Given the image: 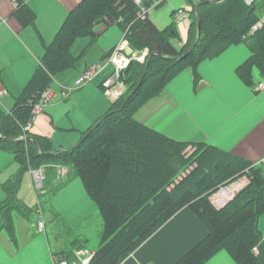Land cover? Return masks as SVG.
I'll return each instance as SVG.
<instances>
[{
	"label": "trees",
	"instance_id": "1",
	"mask_svg": "<svg viewBox=\"0 0 264 264\" xmlns=\"http://www.w3.org/2000/svg\"><path fill=\"white\" fill-rule=\"evenodd\" d=\"M204 1L208 0H187L192 22L188 41L182 48L173 42L177 34L174 27L160 28L149 16L146 9L153 0L142 5L134 0H81L51 42L44 40L33 12L28 9L26 15L31 18L26 16L25 21L37 30L44 55L11 110L0 109V150L13 153L20 164L18 176L3 184L7 198L0 203V228L12 220L15 209H30L17 196L22 173L37 167L38 161L55 159L70 164L69 169L60 177L58 168L48 167L50 181L54 180L52 174L60 177L59 181L39 190L37 195L41 200L75 177L81 178L103 220L101 239L89 264H121L185 206L197 215L208 234L174 264H203L222 247L230 251L238 264H263L253 248L262 237L258 221L264 212V163L207 141L173 139L135 117L136 111L163 93L182 69L191 66L198 84L202 80L198 64L237 43H245L250 49L249 57L236 69L239 77L253 87L264 80V24L253 29L261 18L258 9L263 0H255L252 5L245 0L201 4ZM199 21L201 38L195 49L183 57L198 38ZM115 24L122 28L134 51L141 54L149 50L144 62L133 57L120 75L130 91L113 100L106 113L82 131L81 140L73 146L54 148L50 137L24 133L23 126L41 92L51 85L58 72L75 65L77 58L72 47L76 39L88 37L92 44L100 30ZM112 53L110 50L106 56ZM144 73L142 84L128 98ZM190 162L195 165L183 174ZM242 177L248 178L247 184L233 200L217 209L211 200L214 193L220 186ZM39 203L41 206L42 202ZM219 213L224 222L217 226L213 215ZM51 220H62V233L73 237L60 253L71 259L76 251L90 248V238L77 234L62 213L54 211Z\"/></svg>",
	"mask_w": 264,
	"mask_h": 264
},
{
	"label": "crops",
	"instance_id": "2",
	"mask_svg": "<svg viewBox=\"0 0 264 264\" xmlns=\"http://www.w3.org/2000/svg\"><path fill=\"white\" fill-rule=\"evenodd\" d=\"M17 1L18 4L0 0V15L5 19L0 23V67L4 66L7 77L12 75L15 80L21 81L24 85L23 89L14 95L15 98L9 108L0 107L5 111L11 110L17 96L27 86L44 55L43 43L37 30L31 23L25 21L26 16L31 18L30 14L26 15L29 13L28 9L33 12L36 27L44 40L51 42L69 12L81 0ZM22 5L25 7L18 10ZM179 10L184 11L180 21H178ZM146 11L160 28H175L177 34L173 42L178 48L186 45L192 22V11L187 0H153ZM258 13L261 18H264V13L261 14L260 9ZM110 27L100 30L92 45H95L99 36ZM124 41H126L125 38L119 45ZM116 48L110 50L114 51ZM228 49L198 64L197 70L202 78L198 84L195 83L191 66L182 69L168 83L163 93L151 98L136 111L135 117L173 139L183 142L207 141L249 160L261 162L264 161V89L257 92L255 86L245 83L239 77L236 69L245 60L227 55ZM143 52L141 54L136 52L133 57L138 59ZM110 76L103 84L115 76V72ZM258 76L255 77L257 81ZM0 80L9 92L2 73H0ZM102 87L107 93L109 107L113 100L125 95L129 90V84L120 80V77L110 87L105 84ZM64 89L67 93L71 87L69 89L63 87L62 92H65ZM56 91L57 96L50 102L51 104L61 97L60 91ZM44 116L45 111L39 115L30 132L51 138L49 133L41 132ZM59 170L58 168L60 174ZM235 182L237 189L240 190L247 184L248 178L242 177ZM2 188L6 192L3 184ZM62 215L66 220L63 213ZM258 225L262 237L254 246L253 252L264 264V212L259 217ZM40 231L43 232L45 229ZM207 234V228L191 208L182 207L121 264H174L202 242ZM5 243L9 247L5 249L6 253H0V264H23V259L18 256L13 241H5ZM67 243L60 250L52 252L49 264H56L57 258L64 254L60 252L69 246L70 241ZM90 249L95 251L91 247ZM203 264L238 263L229 255H214Z\"/></svg>",
	"mask_w": 264,
	"mask_h": 264
},
{
	"label": "rangeland",
	"instance_id": "3",
	"mask_svg": "<svg viewBox=\"0 0 264 264\" xmlns=\"http://www.w3.org/2000/svg\"><path fill=\"white\" fill-rule=\"evenodd\" d=\"M259 9L261 14L264 13V0L261 1ZM123 38L122 28L119 25H114L99 36L95 45L91 44L88 37H79L74 42L72 52L77 58L75 59V65L58 72L51 83L53 88L60 91L61 97L55 103H50L44 108L45 116L43 117L41 132L45 131L49 133V136L51 135L55 148L70 147L77 144L82 138V131L87 130L91 126L90 124L95 123L106 113L109 100L102 83L116 71V65L110 60L111 55L106 56V52L119 46ZM135 53L136 51L131 54V59ZM227 55L246 60L250 55V50L245 43H237L227 50ZM96 64L101 65L103 69L95 75L94 79L82 86L75 85L76 79L86 67ZM0 73H2L9 90L8 94L0 99V107L7 109L11 106L13 98H15L14 95L18 94L24 85L21 81L15 80L12 75L7 77L4 66L0 67ZM258 74L259 71L256 70L255 75ZM63 87H71V90H67V93L62 92ZM95 114L97 115L93 117ZM190 151L188 152L189 155ZM38 162L37 167L34 169L40 168L45 172L42 189L54 185L62 177L63 173L59 174L57 168L62 169L65 167V169H69L68 166L70 165H65L55 159H45ZM192 165H195V163L190 162L188 167H185V170L183 169V174L186 170H190ZM48 167L57 169V175L59 174L60 177L53 174L51 177L58 180L50 181ZM32 170L27 169L22 173L17 194L30 209L25 210L21 207L20 209L24 215L22 211H19L20 209H15L12 213V220L0 230V253H6L5 249L9 247L5 241H13L18 256L23 259V264H49L50 259H52V252L60 250L63 245L68 244L67 242L73 238L62 233L64 230L62 220H58V222L51 220L54 211H61L66 218L65 221L74 228L77 234L88 236L91 241L89 247L96 250L95 248L101 239L103 220L96 202L85 189L81 178L75 177L61 190L54 194L49 193L40 200L37 195L39 189L35 186ZM19 171L20 166L14 155L0 150V203L7 198L2 184L10 179H15ZM231 184L235 185L236 182ZM211 200L217 209L222 208L227 202L219 201L214 196ZM39 201L42 202L41 206ZM221 215L220 213L213 215L215 216L213 221L217 226L224 222ZM40 217V220L44 221L47 227L43 232L39 230L38 226ZM0 225H2L1 221ZM58 233L59 236H57ZM214 255H229L232 258L226 247L217 250L209 259Z\"/></svg>",
	"mask_w": 264,
	"mask_h": 264
},
{
	"label": "built area",
	"instance_id": "4",
	"mask_svg": "<svg viewBox=\"0 0 264 264\" xmlns=\"http://www.w3.org/2000/svg\"><path fill=\"white\" fill-rule=\"evenodd\" d=\"M11 1L15 4H18L17 0H7ZM136 4L142 5L146 0H134ZM247 4L252 5L255 0H245ZM184 15L183 10H179L178 12V21L181 20V17ZM5 21V19L0 15V23ZM264 24V18H260L257 24L253 26L254 30L259 29ZM129 42L126 40L121 45H119L111 54L110 60L116 64V71L115 76H113L111 79H108L104 84L107 87H110L111 84H113L117 79H119L121 73L123 70L129 65L131 61V54L129 53ZM149 53L148 49H145L143 54L140 58H138L140 61H144L146 58V55ZM103 67L99 64L92 65L86 67V69L81 73V75L76 79L75 85L82 86L88 81H92L95 77V75L101 71ZM69 89V88H68ZM256 89H264V80L258 81L256 84ZM71 90V89H70ZM66 92V90L64 89ZM8 91L5 85L0 80V99L3 98L5 95H7ZM57 96V91L52 87V85L47 86L45 90H43L38 97L37 101L33 104L30 117L28 121L23 126L24 133H28L31 131L37 116L40 115L47 104H49L55 97ZM264 163V161H262ZM60 173H66L68 169H65L63 167L59 170ZM33 179L35 181V186L37 189L41 190L43 188V182L45 178V172L43 169H33L32 170ZM239 190L237 189L236 185L227 184L222 185L219 187V189L214 193V197L218 199L219 201H231L236 197V194ZM38 226L40 230L45 229V222L40 220L38 221ZM95 252L90 249H82L75 252L74 257L69 259L65 255H61L57 258L56 264H89L91 259L94 257Z\"/></svg>",
	"mask_w": 264,
	"mask_h": 264
},
{
	"label": "water",
	"instance_id": "5",
	"mask_svg": "<svg viewBox=\"0 0 264 264\" xmlns=\"http://www.w3.org/2000/svg\"><path fill=\"white\" fill-rule=\"evenodd\" d=\"M211 2H213V0L204 1V2H202L201 4L211 3ZM197 10H198V8H197ZM200 38H201V21H199V33H198V38H197V40L195 41V43H194L191 47H189V49L187 50V52L184 54L183 57L187 56L188 54H190V53L195 49V47H196V45L198 44ZM128 48H129V53H130V54H133V53H134V50H135L134 47H133L131 44H129ZM145 73H146V72H145ZM145 73H144V75L142 76L141 80L139 81L137 87H136V88L134 89V91L129 95L128 98H130V97L133 95V93L137 90V88H139V86L142 84V81H143V79H144ZM0 137H1V136H0Z\"/></svg>",
	"mask_w": 264,
	"mask_h": 264
}]
</instances>
